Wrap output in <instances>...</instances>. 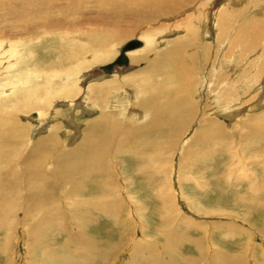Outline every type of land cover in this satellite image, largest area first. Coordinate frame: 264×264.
I'll return each mask as SVG.
<instances>
[{
  "label": "rangeland",
  "instance_id": "obj_1",
  "mask_svg": "<svg viewBox=\"0 0 264 264\" xmlns=\"http://www.w3.org/2000/svg\"><path fill=\"white\" fill-rule=\"evenodd\" d=\"M263 5L264 0H192L177 14L148 24H139L131 18L122 22L119 30L106 27L109 34H119L123 29L126 31L122 33L130 32L120 41L109 43L112 52L110 60L95 62L92 56L98 54L86 51L76 59L77 62L60 70L47 69L45 76L51 79L48 83L51 86L40 88L39 93L32 85H41L43 82L41 79L34 81L31 72L36 62L57 59L58 55H50L54 54L52 50L57 45L48 38L42 46L34 48L32 44H37V40L25 41L22 37H12L7 33V29L11 28L9 23L3 25L6 35L3 37L0 34V113L13 116L24 132L22 137L14 140L20 146L21 160H26L23 157L31 147L52 134L61 157L70 156V160L58 172L65 181L48 182L44 177H33L31 183L27 184L22 178L19 180L17 190L10 195L14 200L9 207L11 219L5 217L0 220L1 224L10 226V229H0V264H37L41 254L58 250L59 256L65 257L63 249L67 247L68 239L77 243L71 242L70 251L80 254L78 258L73 255L78 260L73 259L76 262L74 264H125L130 257L127 249L121 250L126 241L128 244L124 246L131 245V248L139 251L141 264H150L152 261L159 264L165 260L152 244L153 247L148 243L139 245L141 236L143 239V233L149 230V226L151 231L154 228L155 231L167 232L168 243L171 242L176 248V264H264ZM249 15L253 20L248 23L245 19H250ZM84 23L81 22L73 30L76 31L73 35L63 31L68 40L76 42V47L86 45V40L78 39V35L100 28L99 24ZM186 26L194 29L196 35L187 43L184 57L188 63L192 61L194 64L181 72L178 78L189 81L190 76L185 72L193 71L192 83L186 85L189 101H192L185 109L188 110L186 127L182 128L183 132H177V136H172L164 121L156 124L158 120L153 116L151 102L148 103L146 99L154 95L139 96L140 89L133 79L140 72V78L164 88L166 94L178 95L182 92V89L177 91L158 85L159 76H154L155 79L147 77L152 76L148 75L147 70L150 68L147 65L166 52L175 40L184 37ZM149 35L153 39L148 46L145 45V38ZM132 39L142 41L143 47L126 54L129 57L128 67L115 69L110 76L88 82L85 76L89 72L92 73L94 69L99 72L100 66L111 63L119 54L118 48ZM68 40L64 44L69 43ZM147 48H150V52L141 54ZM45 53H50L48 58L43 56ZM140 54L139 61L132 63L130 57ZM30 57L33 59L29 60ZM83 63H88L85 68H82ZM55 73L56 77H52ZM132 75L135 76L129 80ZM112 82L115 84L113 89L98 92ZM68 88L72 91L71 95L66 96L65 93L70 91ZM30 91H33L32 94ZM27 94L34 102H38V106L32 105L33 108L22 111L19 108L24 104L22 102ZM46 94L55 96L50 101L52 103L43 102ZM169 96L165 95V98ZM145 104L149 110H145ZM32 114L38 115L33 118ZM102 121L107 124L104 131V127L99 126ZM113 122L121 126V130L116 133L121 140H124L122 130L129 128V142H123L110 151L103 148L100 154L98 149L102 147L99 137L108 136V124ZM87 135L96 137L93 138L96 147L92 150L84 145ZM46 160L42 171L32 168L31 174L43 172L47 178L56 175L52 155H48ZM148 162L154 164L148 167ZM21 164L22 161L18 159L16 164L11 165L12 169H21ZM101 181L108 184L104 196L100 195V198L89 194V188L92 192L99 189L103 194ZM157 182L159 187L154 190L152 183ZM153 191L160 197L156 202L137 198L136 194L152 195ZM27 194L33 198L26 197ZM31 199L34 205L40 206L35 209L43 207V203L54 204V207H49V211H58V215L53 213L49 217L52 226L59 228L58 231L43 229L36 224L45 219L40 212L32 218L27 216L32 208ZM83 202L108 205V216L104 217L96 209H85ZM86 211L91 219L85 221L80 215ZM146 211L148 213L145 214ZM50 220L46 219V223ZM150 236L155 239V243L166 244L159 234L152 233ZM110 247L117 249L112 257ZM101 253L107 258L104 261L99 258ZM141 255H146L145 259ZM67 257L70 259L69 255ZM138 258L132 257L133 261L126 264H137ZM186 258L190 262H186Z\"/></svg>",
  "mask_w": 264,
  "mask_h": 264
},
{
  "label": "bare ground",
  "instance_id": "obj_2",
  "mask_svg": "<svg viewBox=\"0 0 264 264\" xmlns=\"http://www.w3.org/2000/svg\"><path fill=\"white\" fill-rule=\"evenodd\" d=\"M152 1L153 0H0V34H1V36L5 37V35H6L5 29L6 28H4L3 25H6L9 23L8 26H10L11 28L7 29V31H8L7 33L12 37L17 36L19 38L20 37L25 38V41L37 40L36 41L37 44L36 43L32 44L34 48L42 46V43H44V41H46L48 38H50L52 40L53 44L55 43L57 45V47L53 48V50L51 49L54 54L45 53V55H43L44 57H47V58L49 56L48 54L58 55L57 59H55V60L50 59L49 61L46 60V62L42 61V63L40 61H38L36 63L34 62L35 63L34 70L31 72V74L34 75V81H36V79H41V81L43 83H41V85L34 83V85H32V86H34L35 91L39 93V90H41L40 88L47 87V85H49L48 84L49 81L51 80V79L49 80L46 77L47 76L46 75L47 69H51V70H58L59 69L60 70L62 67L67 66L68 64H71L72 62L76 61V59L81 57V55L87 53L86 51H91V52L93 51L96 54H98L96 56H95V54L92 56V59L93 58L96 59L95 62H105L107 60H110L112 57L111 56L112 52H111L109 45L116 40L120 41L122 38H124L130 32L125 33L126 30L123 29V30H125L124 33H122V31H123L122 30L121 32L119 31V34L113 33V32H112V34H109V31L106 29V27H109V26L110 27H116L117 29L116 28L115 29L119 30V28H118L119 25H121L122 22H125L126 20L131 19V18H134L137 22H139V24H148L149 22H154L159 18L168 17V16L173 15L175 13L177 14V12H180L183 9V7L184 8L187 7L186 5L190 4L192 0H156V1H154V3ZM90 16H91V18H87ZM175 18H178V17H175ZM244 18H246V17H244ZM248 18H250V15L248 16ZM252 20H253V18H250L248 20L245 19V21L248 23L251 22ZM81 22L90 23V24H94V23L99 24L100 28H98V29L94 28L90 32H85V33H83L84 31L82 29L83 34L80 36L78 35L77 38L78 39H85L86 45L83 46L81 44L82 45L81 47H76V44H75L76 42H73V40L71 41V39L68 40L67 39L68 36H66V34H64L63 31L64 30L69 31L73 35L76 33V31H73V30H75ZM186 22H188L187 24H189L188 20ZM217 22H219V21H217ZM257 22H258V20H257ZM253 24H255V23H253ZM250 25H252V24H250ZM184 28H186L185 29L186 35L184 37H181L180 39L175 40L171 44V47L169 49H167L166 52L159 55L155 61L150 60L151 62L147 65L150 68V70H147L148 75H152V76H147V77H149V78L151 77V79H152V77L154 78V76H159V77H161V79L159 82L157 81L158 85H163V87H165V88H167V87H170L173 89L175 88V89H177V91H181V89H182L184 92L183 91L180 93L178 92L179 93L178 95L177 94L170 95L171 93L166 94L167 92H164V90H165L164 88H160L159 86H156V84H153L152 82H150V80H147L145 77H144L145 79L140 78V76L142 75V73H140V72L136 73L135 75H136V77L137 76L138 77L133 79L137 83L136 86L140 89V92L138 94L139 96H143V95L146 96L147 94L151 95V96L154 95L151 98L147 97L146 99H147L148 103L151 102L149 104L152 106V110L154 112L153 116L156 118V121L158 120V123H156V124L157 125L161 124L162 121H164L165 125L168 126L167 130L169 129L170 132L173 133L172 136L174 134L177 136L178 134H176V133L180 132L182 130V128L186 127L185 124L188 122L187 121L188 110H185V109L187 108V106L189 107V104L192 101V99H190L191 101H189V95L190 94H188V90L186 89L187 88L186 85H189V86L191 85V83H192L191 79H192L193 71L189 70V73L185 72L186 74H188L187 76H190L189 81H187V80L185 81V79H179V78H180V74L182 75L181 72L186 71L189 68V66L194 64V63H192V61H190L188 63L187 59H185V57H184V52H186L185 47H186L187 43L191 42L195 38L196 34H195L194 29H191V27L186 26ZM257 28H258V25H257ZM129 30H127V31H129ZM151 39H153V38L150 35L148 36V38L146 37L145 40L147 43L145 42V45L149 46ZM65 40L66 41L68 40L69 43L64 44ZM136 40H138V39H136ZM140 42H141L140 47H137L133 50L127 51L125 53V55L131 51H135L137 49L142 48L143 43H142V41H140ZM34 48H32V49H34ZM120 48H118V52H119ZM28 50H29V48H28ZM149 52H150V48H147L141 54H143V53L148 54ZM141 54L137 55V56L134 55V56L130 57L131 62L132 63L138 62ZM33 55L36 58L38 57L35 55V53ZM128 58H127V60H128ZM30 59H33V57L32 58L30 57L29 60ZM191 59H192V57H191ZM20 63H21V61H20ZM86 65H84V63H83L82 68H85ZM79 66H81V65H79ZM128 66H129V60L127 62V66H115L112 71H114L115 69H119V68L122 69V67H128ZM100 67H102V66H100ZM100 67H99V69L97 68L99 70V72H97V71L95 72L94 71L95 69H94L92 71V73L89 72L86 76L84 75L85 77H87L88 82H94L96 80H100L104 77L112 75V73L107 74V73L101 71ZM71 72L72 71H70V73ZM75 73H77V72H75ZM28 75H30V74H28ZM135 75H132V77H130L131 79L130 78H128V79L132 80L133 76H135ZM52 77H56V73L54 75H52ZM57 77H60V76L57 75ZM125 81L127 83V80H125ZM27 82L28 81H26V83ZM162 82H164V83L161 84ZM119 85L120 84H118V87H119ZM49 86H51V85H49ZM70 87H73V86H70ZM104 87H103L104 88L103 91L100 88V91H98V92H100V93L105 92L107 88H108L107 91H110L111 89H113L115 87V84H113V82H112V83H110ZM25 88H27V87H25ZM46 89H48V88H46ZM75 89H77V88H75ZM90 90L92 91V89H90ZM167 90H169V89H167ZM26 91H28V90H26ZM26 91L23 92V97L25 96ZM55 91L56 90H54V92ZM71 91L72 90L66 92L65 93L66 96L71 95ZM31 92H33V91H30V93ZM92 93H93V91L91 92V94ZM95 93L96 92H94V94ZM100 93H98V94H100ZM57 94H59V93L57 92ZM104 94L105 93H103V95ZM53 95H55V94L53 93ZM53 95H50V97H49L48 94H46V97L44 96L45 98L43 99V102L45 101L44 103L48 104V101L50 102L51 99L55 97ZM165 95H168V96L170 95V96L168 98H165ZM37 98H38V96H37ZM164 98L166 100H164ZM262 98H264V97H262ZM21 99H22V97H21ZM93 99H95V98H93ZM97 100L99 101V99H97ZM139 101L141 102V100H139ZM39 102H41V99ZM22 103H24V104H22V106L19 108L22 111L30 109L32 107V105L34 107L38 106L37 105L38 102H34L31 99L30 94L26 95V97L24 98V101ZM50 103H52V102H50ZM64 105H66V104H64ZM146 105L147 104H145V106ZM195 105H196V103H195ZM67 106H69V104H67ZM71 106H72V104H70V107ZM194 107H196V106H194ZM146 109H148V105H147V108L145 107V110ZM189 112H190V110H189ZM139 113H141V112H139ZM193 113H194V111H193ZM195 113H196V111H195ZM141 114H138V115L141 116ZM37 115L38 114H32L31 117L36 118ZM39 118H42V117L39 116ZM105 119H107V118H105ZM190 119H192V118H190ZM109 122H111V120ZM115 123H117V122H115ZM115 123L114 124H111V123L108 124L109 127H108L107 131L109 133H108L107 137H105V138L99 137L100 145L102 147V148L98 149L100 151V154H101V152H103L104 149L107 151H110L111 148H114L123 142H126V143L129 142V141L127 142V140L130 138L129 135L131 134V133H129L130 132L129 128L126 129L127 128L126 127V128H124L126 130H122V135H123L124 140H121V138L116 135V133H118L121 130L120 129L121 126H119ZM153 123H154V121H153ZM203 123H204V121H203ZM162 125H164V124H162ZM99 126H100V128L104 127L102 129L104 131L107 124L104 123V121H102L101 124H99ZM92 127L93 126L91 125V128ZM94 128L96 129L95 126H94ZM155 128L157 129L158 126ZM122 129H123V127H122ZM163 129H165V128H163ZM169 130H168V132H169ZM148 132H147V134H148ZM181 132H183V131H181ZM23 133L24 132L22 131L20 125L17 123V121L14 119L13 116H11L10 114H1L0 113V220L5 218V217H8V219H11L9 217V214L12 213V211L10 210L9 207L11 204L14 203V200H12L10 198L11 197L10 195L13 194L17 190V188H18L17 183H19V180L21 178L27 184L31 183V180L33 179V177H41L42 179L44 177V179H47L48 182H51V181L59 182L58 180L65 181L64 178H62V175L58 174V172L62 168V166L68 160H70V158H69L70 156L65 157V158L61 157L60 152L57 150L58 146H56L57 142H55L54 134L49 135L45 139H41L37 145L31 147V149H29L27 151L26 156L23 157V158H26V160L24 161V159L21 160L20 154L22 152H20L21 151L20 146L16 145L14 142V140H17L20 137H22ZM132 133H135V132L132 131ZM155 133L157 134V132H155ZM93 134H94V132H93ZM167 137H168V134H167ZM93 138L90 135H87V138L85 139L86 143L84 144L86 146H89V148L91 147V150H92V148L96 147V145L93 142ZM161 138H163V137H161ZM174 138H175V136H174ZM94 139H96V137ZM168 139H169V137H168ZM201 139L202 138H200L199 140H201ZM103 142H104V144H103ZM200 142H202V141H200ZM107 144H109L108 147H105ZM145 144H147V143H145ZM125 146H127V144H125ZM143 146H146V145H143ZM126 149H127V147H126ZM94 152H95V150H94ZM105 153L107 154V152H105ZM48 155H52L53 166L56 168L55 169L56 175L55 174L50 175L47 178L46 175L44 176L43 172H41V174H38V173L31 174L32 168L33 169H39L40 171H42L41 169L45 167V164L47 162L46 158L48 157ZM95 156L97 157V155H95ZM73 157H75V155ZM82 158L85 159V157H82ZM18 159L20 161H22V164H21L22 168L20 169V167H19V170H17L16 167H13V169H12V166L18 162ZM86 161H87V159H86ZM91 163L93 164L94 162L91 161ZM34 164H36L37 166ZM73 172H74V170H73ZM69 177L71 178V174H69ZM147 178H146V180H147ZM35 181L37 182V181H41V180H35ZM26 197L33 198V197H29L28 194ZM48 201H51V200H48ZM30 202H31L32 208L27 213V216L32 218L35 213L40 212L43 214V216H45V219L43 221L40 220L41 223H40V221H38V223H36V224H38L40 226V228H43V229H50V230L54 229L55 230L56 226H55V228H54V226H52L53 224L51 223V220H50L51 217H49V216H52L53 213H55V214L58 213V211L52 212V213L49 211V207L50 206L54 207V204L52 203V205H51L49 203H45V204L43 203V205H42L43 207H41L40 209H35V207H40V206L34 205V203L32 202V199L30 200ZM82 206L85 209L86 208L87 209H89V208L96 209V211H98L99 213L104 215V217L108 216V214H107L108 205L106 206L105 204L98 203V202H83ZM82 211H85V210H82ZM80 216L85 221L91 219L90 214L88 212L84 213ZM42 218H44V217H42ZM46 219L50 220V221H48V223H46ZM6 222H8V220ZM4 227H8V225L5 226V225L1 224V222H0V229L4 228ZM8 229H10V226L8 227ZM56 230L58 231L59 228ZM68 242L69 243L66 244L67 245L66 249H63V251L66 252V253H64V256L66 254L65 257H62V255L59 256L60 255L59 250L58 251L45 252V253L41 254L40 259L37 260V264H38V261L40 262V264H69L70 259L67 257V255L72 257V259H75L74 257L75 256L77 257L80 254H78L79 252L73 253V250L71 252L69 249V246H71V242H73L74 244H77V243L74 241H70V239H68ZM72 248L77 249V247H72ZM94 249H95V251H97L96 247ZM90 251L92 252L93 249ZM102 253L100 254L99 258H100V260L104 261L107 258L105 255L103 256ZM73 255H75V256H73ZM75 261H78V260L75 259ZM78 264H81V262H79Z\"/></svg>",
  "mask_w": 264,
  "mask_h": 264
},
{
  "label": "crops",
  "instance_id": "obj_3",
  "mask_svg": "<svg viewBox=\"0 0 264 264\" xmlns=\"http://www.w3.org/2000/svg\"><path fill=\"white\" fill-rule=\"evenodd\" d=\"M152 164H154V163H148L147 165H148V167H149V165H152ZM141 168L139 167V165H138V170H140ZM106 174V173H105ZM85 182V181H84ZM84 182H83V185H84ZM110 182V181H109ZM108 182V183H109ZM99 183H101V185L103 184V187L101 188V190H102V192H103V194L101 193V191L99 190V189H96V192H92L91 191V189L89 188L88 190H90V192H89V194H94V195H96V196H99L100 198H102V196H104V192H105V190L107 191L108 190V184L106 183V182H99ZM159 182H157V183H152V185H154V190H155V188H158L159 187ZM139 185V184H138ZM84 186H86V185H84ZM140 186V185H139ZM138 186V187H139ZM91 187V186H90ZM95 187H96V185H95ZM94 187V188H95ZM138 187H137V191H139L140 189H138ZM92 192V193H91ZM98 192V193H97ZM99 194V195H98ZM156 194V196H155V198H154V195ZM94 195H92V196H89V197H93ZM100 195H102V196H100ZM137 195V198L139 197V199H141V200H143V198H145V199H148L149 200V202L151 201L152 203L153 202H156L157 200H159L160 199V197H158V194H157V192H154L153 191V194L151 195V193H149V194H145V193H143L142 195L141 194H136ZM90 199V198H89ZM104 199V198H103ZM237 199H238V196H237ZM236 199V201H239V200H242V201H244V199L243 198H240L239 200H237ZM138 201H140V200H138ZM104 202H105V199H104ZM107 204V203H106ZM115 206V205H114ZM113 206V207H114ZM153 208H154V206H153ZM111 211H113V210H111ZM114 213V212H113ZM146 213H148V211H146L145 212V214ZM115 215H116V213H114ZM152 233H154V234H159V236H160V238H162L163 239V241H165L166 242V244H161V243H155V239L153 238V237H151L150 236V234H152ZM92 236H94V234L92 235ZM144 239V240H143ZM143 239H142V236H141V239L140 240H142V241H139V245H141V244H146V243H148L149 245L150 244H152L153 246H154V250L155 251H157L159 254H160V256L165 260V261H163V262H161V263H159V264H176V262H175V260L176 259H178V257L177 256H175V250H176V248H174L173 246V244L171 243V242H169L168 243V239H169V237H168V235H167V232H165V233H163L161 230H158V231H155L154 230V228H153V230L151 231V227L149 226V230H146V231H144V233H143ZM147 239V240H146ZM146 240V241H145ZM150 242V243H149ZM125 243H127V241L125 242ZM124 243V244H125ZM124 244L122 245V248H121V250H125V249H127V251L126 252H128V255L130 256L129 258H128V260L126 261V263L128 262H132L133 260H132V257L134 258V259H137L138 258V255L140 256V253H139V251L137 250L136 251V249L134 250V248L132 247L131 248V245L130 246H128L127 245V247L126 246H124ZM128 244V243H127ZM152 245H150V246H152ZM152 246V247H153ZM118 249H120V248H118ZM134 250V251H133ZM110 251H111V257L115 254V251H117V249L115 250V248L114 247H110ZM124 252V251H123ZM135 254H136V258H135ZM151 254V253H150ZM141 257L143 258V259H145V257H146V255H141ZM176 257V258H175ZM159 258V257H158ZM183 259V258H182ZM129 260H131V261H129ZM185 260V259H184ZM149 261H151V260H148V262ZM190 262V260H187V258H186V262ZM141 262L142 261H140V259L138 258V262H137V264H141ZM153 262V261H152ZM150 262V264H156L155 262ZM74 264V263H76L73 259H71V257H70V261H69V264ZM125 263V264H126Z\"/></svg>",
  "mask_w": 264,
  "mask_h": 264
},
{
  "label": "water",
  "instance_id": "obj_4",
  "mask_svg": "<svg viewBox=\"0 0 264 264\" xmlns=\"http://www.w3.org/2000/svg\"><path fill=\"white\" fill-rule=\"evenodd\" d=\"M140 46L141 42L136 39L126 42L123 46H121L118 56L111 63L100 67L101 71L109 74L115 66H127L128 60L125 53Z\"/></svg>",
  "mask_w": 264,
  "mask_h": 264
}]
</instances>
